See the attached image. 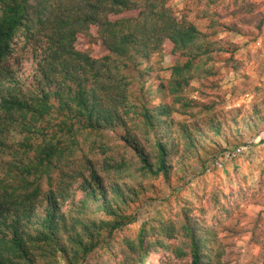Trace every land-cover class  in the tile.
<instances>
[{"label":"trees","instance_id":"obj_1","mask_svg":"<svg viewBox=\"0 0 264 264\" xmlns=\"http://www.w3.org/2000/svg\"><path fill=\"white\" fill-rule=\"evenodd\" d=\"M245 7L254 12L246 4L233 15ZM206 17L203 31L177 17L170 0H0V264H82L101 247L108 253L100 264H146L154 252L167 254L164 264H225L220 221L188 205L176 220L151 219L135 238L118 239L138 220L131 206L148 181L170 182L179 162L209 139L220 146L245 128L186 95L193 81L218 75L223 54L237 51L216 39L219 27L245 33L242 20L223 22L216 11ZM94 30L109 55L77 47ZM22 43L34 48L35 84L5 70ZM168 53L180 59L152 91L150 68L139 67ZM258 117L264 123L257 112L245 121L248 131ZM110 132L122 142L114 149ZM224 150L199 155L205 171ZM239 200L246 194L232 202Z\"/></svg>","mask_w":264,"mask_h":264},{"label":"rangeland","instance_id":"obj_2","mask_svg":"<svg viewBox=\"0 0 264 264\" xmlns=\"http://www.w3.org/2000/svg\"><path fill=\"white\" fill-rule=\"evenodd\" d=\"M170 3L177 17L193 21L203 31H208L211 24L206 13L212 11L219 13L223 22L241 25L242 20L247 23L243 27L245 33L219 27L220 33L216 39L235 44L237 51L220 57L217 76L203 82L193 81L186 92L187 97L199 103L213 105V111L237 116L245 128L237 135L228 136L227 140L222 139L220 146L217 140L209 139L199 154L179 162L170 182L164 178L148 181L149 190L131 206L130 212L138 214V220L124 230L118 239L125 235L135 238L143 224L151 219L176 220L181 209L188 205L195 208L196 214L204 209L205 217L210 222L220 221L221 237L227 248L225 264H264V123L258 117V121L251 125L259 127L249 131L245 124V121L255 119L257 112L264 115V0H170ZM246 4L255 6L253 13H248L245 7L242 14L233 15ZM136 15L138 12L133 11L120 17ZM117 17L113 16V19ZM77 47L95 58L110 54L99 39L97 30L90 37L79 36ZM33 49L32 46L24 48V43L19 44L5 69L27 85L35 84L37 77ZM231 57L236 62H230ZM179 59L168 53L164 59L154 56L150 60H143L139 69L150 68L145 77L146 86L156 91L161 83L171 77L172 67ZM161 98L157 95L155 103H160ZM176 117L186 119L180 114ZM259 130L261 133L257 136L255 132ZM107 136L113 149L122 143L117 132H110ZM245 143H253L251 153L228 162L224 168L207 167L205 171L198 160L199 155L208 158L225 149L219 154L220 157L228 149ZM96 157L100 159L98 154ZM183 164L186 165L185 169L180 167ZM241 192L246 194V200H239L235 205L232 201ZM78 195L81 197L80 192ZM107 253V249L101 247L82 264H100ZM166 255L165 252H154L146 264H164L168 260ZM175 262L179 264L178 260Z\"/></svg>","mask_w":264,"mask_h":264},{"label":"built area","instance_id":"obj_3","mask_svg":"<svg viewBox=\"0 0 264 264\" xmlns=\"http://www.w3.org/2000/svg\"><path fill=\"white\" fill-rule=\"evenodd\" d=\"M253 150V143H245L225 151L216 161L211 162L210 167L224 168L228 162L248 155Z\"/></svg>","mask_w":264,"mask_h":264}]
</instances>
